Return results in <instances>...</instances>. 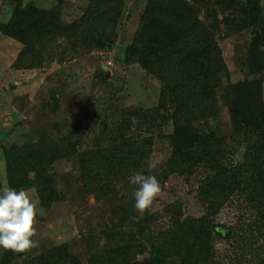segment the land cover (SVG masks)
Segmentation results:
<instances>
[{
  "label": "trees",
  "instance_id": "trees-1",
  "mask_svg": "<svg viewBox=\"0 0 264 264\" xmlns=\"http://www.w3.org/2000/svg\"><path fill=\"white\" fill-rule=\"evenodd\" d=\"M9 2L15 20L8 35L24 46L14 67L27 70L40 68L48 59L64 62L77 53L113 49L124 11L122 0H90L84 15L67 23L62 18V2L50 10L26 6L25 0ZM250 2L146 0L124 61L156 78L160 97L152 108L118 114L110 107L103 122L113 125L109 144L95 149L81 164L84 189L97 202L116 191L124 192L120 217L103 229L104 241L88 264H167L170 260L231 264V257L216 248L218 239L237 251V264H243L246 257L264 264V13ZM0 29L5 30V25L0 24ZM242 32L251 35L248 73L233 86L216 38L221 33L228 38ZM103 74L97 79L106 83ZM229 89L231 96L225 94ZM222 101L232 125L233 144L199 126L220 116ZM160 142L167 144L169 154L162 172L165 179L174 175L189 179L199 170L205 172L197 193L204 215L181 220L175 216L172 229L156 234L152 229L156 215L134 209L136 186L128 178L137 171L155 175L150 159ZM3 152L9 187L34 189L46 208L62 199L51 170L58 160L77 154L75 146L44 134L37 143L12 144ZM235 195L243 198L251 214L245 232L215 223V216ZM12 256L5 257L3 264L11 263ZM17 259L20 264H82L66 244L36 256L19 253Z\"/></svg>",
  "mask_w": 264,
  "mask_h": 264
},
{
  "label": "rangeland",
  "instance_id": "rangeland-1",
  "mask_svg": "<svg viewBox=\"0 0 264 264\" xmlns=\"http://www.w3.org/2000/svg\"><path fill=\"white\" fill-rule=\"evenodd\" d=\"M122 1L124 11L113 49L77 53L64 62L48 59L40 68L27 70L14 67L24 46L8 35L15 20L11 13L13 5L9 0H0V24L5 25V30L0 29V191L9 187L3 152L5 146L37 143L47 134L59 143L75 146L77 150V154L53 164L51 172L62 197L60 201L46 208L37 192L28 190L37 207L33 239L39 241L28 251L31 256L66 244L71 254L78 257L82 264H88L104 241L101 236L103 229L113 225L120 217L118 209L124 202V192L116 191L111 198L97 202L84 189L81 164L92 156L95 149L109 144L110 136L114 134L113 125L103 122L107 121L105 115L110 107L118 114L132 108H152L161 92V84L156 78L139 65H126L124 61L125 51L133 42L144 15L146 0ZM250 1V6H259L264 13V0ZM60 2L62 18L67 23L79 20L90 5V0H25L26 6L44 10H50ZM218 35L216 40L231 73L230 81L233 86L239 85L248 73L247 46L251 35L249 32L228 38L222 33ZM103 73L107 76L106 83L97 79L98 76L104 77ZM225 94L231 96V90ZM225 101L229 102L230 98L225 97ZM221 107L222 112L217 119L204 121L199 126L202 130L215 131L233 144L232 125L224 101ZM102 127L107 128L106 132ZM168 155L167 144L160 142L150 159V167L161 188L146 209L150 215H156L152 227L156 234L172 229L179 207L183 219L204 215L197 193L205 172L199 170L189 179L176 175L165 179L162 172ZM214 219L217 225L245 232L249 228L251 214L243 198L235 195ZM215 244L221 254L231 257V264L240 261L230 243L218 239ZM10 253L13 256L8 264H20L17 259L19 253L2 248L0 264L5 257L10 258ZM242 262L254 264L250 257ZM167 264H178V261L170 260Z\"/></svg>",
  "mask_w": 264,
  "mask_h": 264
},
{
  "label": "clouds",
  "instance_id": "clouds-1",
  "mask_svg": "<svg viewBox=\"0 0 264 264\" xmlns=\"http://www.w3.org/2000/svg\"><path fill=\"white\" fill-rule=\"evenodd\" d=\"M133 123L135 118L133 117ZM129 183L135 185L133 191L134 209L143 212L149 208L160 192L156 176L137 171L129 176ZM37 207L26 189L5 187L0 191V248L15 253H27L36 247L35 236Z\"/></svg>",
  "mask_w": 264,
  "mask_h": 264
},
{
  "label": "water",
  "instance_id": "water-1",
  "mask_svg": "<svg viewBox=\"0 0 264 264\" xmlns=\"http://www.w3.org/2000/svg\"><path fill=\"white\" fill-rule=\"evenodd\" d=\"M176 218H177V220H181L183 218V213H182L181 207H179L178 210L176 211ZM143 243L149 251H152V247L148 242H143Z\"/></svg>",
  "mask_w": 264,
  "mask_h": 264
}]
</instances>
